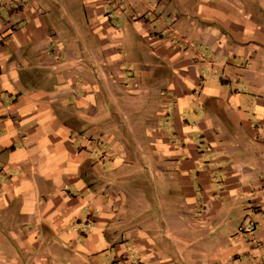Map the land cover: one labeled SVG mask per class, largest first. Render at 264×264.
<instances>
[{"label": "crops", "instance_id": "obj_1", "mask_svg": "<svg viewBox=\"0 0 264 264\" xmlns=\"http://www.w3.org/2000/svg\"><path fill=\"white\" fill-rule=\"evenodd\" d=\"M0 264H264V0H0Z\"/></svg>", "mask_w": 264, "mask_h": 264}, {"label": "built area", "instance_id": "obj_2", "mask_svg": "<svg viewBox=\"0 0 264 264\" xmlns=\"http://www.w3.org/2000/svg\"><path fill=\"white\" fill-rule=\"evenodd\" d=\"M17 5H20V4H17ZM255 229H256V225L252 222H249L241 228L240 232L247 234V235H251L254 233Z\"/></svg>", "mask_w": 264, "mask_h": 264}, {"label": "rangeland", "instance_id": "obj_3", "mask_svg": "<svg viewBox=\"0 0 264 264\" xmlns=\"http://www.w3.org/2000/svg\"><path fill=\"white\" fill-rule=\"evenodd\" d=\"M244 225H245V224H244ZM244 225H243V226H244ZM243 226H242V227H243Z\"/></svg>", "mask_w": 264, "mask_h": 264}]
</instances>
